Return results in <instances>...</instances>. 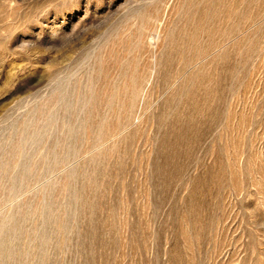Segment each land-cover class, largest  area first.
Returning a JSON list of instances; mask_svg holds the SVG:
<instances>
[{
	"label": "rangeland",
	"instance_id": "1",
	"mask_svg": "<svg viewBox=\"0 0 264 264\" xmlns=\"http://www.w3.org/2000/svg\"><path fill=\"white\" fill-rule=\"evenodd\" d=\"M0 264H264V0H0Z\"/></svg>",
	"mask_w": 264,
	"mask_h": 264
}]
</instances>
